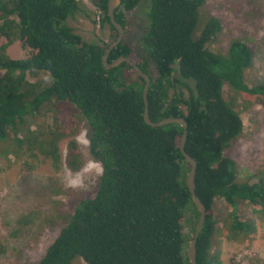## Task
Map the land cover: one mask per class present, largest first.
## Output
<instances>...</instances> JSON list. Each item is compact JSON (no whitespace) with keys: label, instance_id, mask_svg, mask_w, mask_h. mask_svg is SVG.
<instances>
[{"label":"trees","instance_id":"obj_1","mask_svg":"<svg viewBox=\"0 0 264 264\" xmlns=\"http://www.w3.org/2000/svg\"><path fill=\"white\" fill-rule=\"evenodd\" d=\"M144 1L122 0L115 18L125 31L126 13ZM90 2L101 13V26L110 29L103 46L68 26L82 9L78 0H0V144L7 142L6 155L25 159L30 170L34 161L57 168L60 143L68 140L67 162L77 171L82 156L72 138L86 120L91 156L105 169L95 195L79 203L39 264H191L189 230L200 213L186 185L191 165L180 150L184 130L145 122V80L130 64L104 67L103 57L118 31L107 14L108 0ZM204 3L150 0V24L142 38L148 58L123 42L108 62L127 57L149 75L153 122L187 121L186 152L197 163L196 194L207 207L198 264H223L213 252L216 235L250 244L257 227L237 216L233 224L220 227L217 199L232 208L245 203L264 222V173L239 183L235 162L226 155L244 123L225 100L224 87L241 97L247 94L245 99L260 92L245 78L255 55L250 44L234 41L225 54L209 49L222 31L219 19L211 18L200 37L193 38ZM16 41L26 53L23 59L8 55ZM62 101L70 104L65 110L58 106ZM46 110L52 112V123L46 130L44 125L32 128Z\"/></svg>","mask_w":264,"mask_h":264},{"label":"rangeland","instance_id":"obj_2","mask_svg":"<svg viewBox=\"0 0 264 264\" xmlns=\"http://www.w3.org/2000/svg\"><path fill=\"white\" fill-rule=\"evenodd\" d=\"M78 1L82 9L69 18L68 26L88 42L105 45L110 40V29L98 25L100 12L95 10L90 0ZM149 5L150 0H146L131 13H126L128 23L124 37V43L146 58L142 38L150 24L147 17ZM213 17L221 21L222 31L210 44L212 52L225 54L234 41H243L250 44L255 53L251 66L245 71V78L247 84L257 87L260 93L245 99L247 94L241 97L228 86L224 87L225 100L240 113L244 123V132L231 141L226 151V155L235 162L237 173L239 171L238 182L243 183L252 174L264 173V94H261L264 93V0H205L194 39L200 37ZM8 55L16 60L26 57L19 41L9 47ZM150 63L157 75L154 63ZM176 66L178 68V64ZM48 83H53L49 75ZM69 105L66 101L58 103L63 110ZM39 117L32 128L44 125L46 130L52 123V112L43 111ZM85 121H82L80 130L86 128L89 138L91 130ZM7 147V142L0 144V264H39L79 203L95 195L101 177L86 180V191L65 187V167L76 172L67 162L68 140L60 143L61 163L57 168L49 161H34L35 168L30 170L25 159L16 160L13 154L6 155ZM79 149L82 156V163L78 164L80 169L93 157L90 148L84 150L79 146ZM214 213L220 227L225 223L233 224L236 216L253 220L257 227V236L250 244L236 243L228 236L217 234L213 252L221 262L264 264V222L254 215L250 206L244 203L232 208L225 200L217 199ZM190 227L189 233L193 238L196 227ZM190 246L191 242L188 250Z\"/></svg>","mask_w":264,"mask_h":264},{"label":"water","instance_id":"obj_3","mask_svg":"<svg viewBox=\"0 0 264 264\" xmlns=\"http://www.w3.org/2000/svg\"><path fill=\"white\" fill-rule=\"evenodd\" d=\"M121 5H122V0H108V3H107V14H108V17L110 19L111 24L118 31V36L115 39V41H113L109 45L107 52L105 53L103 60H102L103 65L106 69L111 70V69H114L116 67H119L120 65H122L124 63H128L133 67V69L136 71V73L145 80V87H144V92H143L144 102H145L144 119L148 125H150L152 127H163L166 125L177 124V125H180L184 130L182 138H181L180 150H181L182 154L184 155L185 159L191 165V171L186 178V185L189 189L192 200H193L196 208L198 209V211L200 213L199 220H198V223L196 225L195 232H194L193 240L191 242V246H190V249L188 252V257H189L191 264H198L197 243H198L200 234H201L202 229H203L205 222H206L207 207L200 200V198H198V196L196 194L195 179H196V172H197V163L186 152V142H187V137H188V123L185 120V118H183V117H178V118L170 117V118L163 119L159 122H153L150 119V110H149V102H148V93H149L150 84H151V80H150L149 75L144 73L142 71V69L134 61H132L131 59H129L127 57H120V58L116 59L115 61H113L112 63L108 62L111 52L116 47H118L121 43L124 42L125 29L122 25H120L116 21V18H115V12Z\"/></svg>","mask_w":264,"mask_h":264},{"label":"clouds","instance_id":"obj_4","mask_svg":"<svg viewBox=\"0 0 264 264\" xmlns=\"http://www.w3.org/2000/svg\"><path fill=\"white\" fill-rule=\"evenodd\" d=\"M260 106H257L259 109ZM74 141L82 149L87 150L91 146V141L88 138V130L82 128L79 133L73 137ZM66 155V149H65ZM104 166L101 161L94 158H89L86 163L78 171L73 172L71 169L65 167L63 171L64 184L65 187L72 190H88V184L86 180L90 178H98L104 175Z\"/></svg>","mask_w":264,"mask_h":264},{"label":"built area","instance_id":"obj_5","mask_svg":"<svg viewBox=\"0 0 264 264\" xmlns=\"http://www.w3.org/2000/svg\"><path fill=\"white\" fill-rule=\"evenodd\" d=\"M98 25L101 26V13H99Z\"/></svg>","mask_w":264,"mask_h":264}]
</instances>
